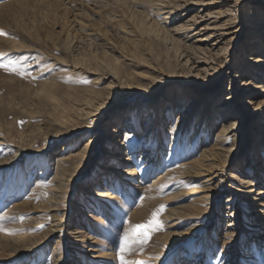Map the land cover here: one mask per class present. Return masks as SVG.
<instances>
[{"label":"rangeland","instance_id":"374dc122","mask_svg":"<svg viewBox=\"0 0 264 264\" xmlns=\"http://www.w3.org/2000/svg\"><path fill=\"white\" fill-rule=\"evenodd\" d=\"M160 1L0 0V63L15 64L24 73L0 68V160L13 155L20 144L31 152V158L17 168L0 171V264H56L59 254L67 258L58 264H121L123 234L129 225L145 223L162 207V228L153 231L142 249L130 241L132 251L124 253L126 260L264 264V212L256 215L244 194L235 191L238 182L229 177L240 169L248 172L251 158L259 156L264 165V113L253 119L250 110L240 106L247 99L245 91L234 93L229 107L230 113L238 114L239 126L236 141L227 143L234 147L232 151L221 165L214 162L211 172L192 179L184 173L189 160L199 157L205 146L216 144L225 119L216 108L225 106L233 83L240 88L243 80L255 76L251 81L264 84V63L257 67L251 61L258 56L264 59V45L260 51L258 44H252L264 39L252 24L264 22V15L256 12L263 9V0L246 1L232 21L239 33L227 37L226 50L210 56L213 69L199 72L193 68L204 55L177 30L197 6L183 19L172 21L166 12L182 0H167L164 6ZM237 73L241 77L236 81ZM250 92L256 100L264 98L255 87ZM95 110L104 115L98 127L90 117ZM185 111L189 114L180 118ZM205 114L212 116L211 122L207 118L204 122ZM186 117L189 122L177 123ZM126 118L140 131L151 127L163 135L156 146L162 150L161 164L152 166L142 158V149L151 147L152 141L145 143L136 152H128L136 177L125 178L128 182L112 178L110 185H102L105 170L100 165L119 142L102 130L108 123L123 124ZM91 137L96 140L88 146L89 154L74 160L79 173L66 185L69 198L59 214L65 226L46 238L43 246H32L54 221L46 201L52 194L46 190L56 185V168L50 162L62 151L66 155L79 152ZM121 138L125 140L124 133ZM167 170L173 173L159 178ZM210 174L217 188L207 202L201 199L206 190L202 186ZM262 181L256 189H264ZM85 182L111 195L90 200L88 193L80 192ZM178 192L181 195L172 198ZM27 200L34 207L42 206L16 208ZM79 201L84 207L77 211L72 206ZM191 203L198 211L188 209L186 214L197 213L193 218L176 222L169 218L170 210ZM85 212L103 221L93 224ZM229 222L236 224L231 231L227 230ZM258 223L260 227L253 226ZM79 229L91 240L77 241ZM92 240L95 246L90 245ZM89 247L98 249L93 252L95 258L87 254Z\"/></svg>","mask_w":264,"mask_h":264},{"label":"bare ground","instance_id":"6f19581e","mask_svg":"<svg viewBox=\"0 0 264 264\" xmlns=\"http://www.w3.org/2000/svg\"><path fill=\"white\" fill-rule=\"evenodd\" d=\"M166 1L167 0H161L159 4L164 6ZM246 1L247 0H182L181 2L177 3L175 6H172L171 8L167 10L166 18L172 21H177V20H181L184 17H186L188 13L191 11V9L193 8V6H197L195 13L191 17H187L186 19H184V23L179 25L177 28V30L180 31V35L185 40H191L190 42H194L193 48L196 50H199L201 54L204 55L201 57L202 59L197 60L199 66L197 65V67L193 68V70L199 72L201 70H204V68L213 69L214 62L213 60H210L211 59L210 56H213V55L217 56L220 54L221 51L223 52V50H226L228 46L227 37L239 31L237 29H234L235 26L232 25L233 23L232 21L237 19L235 15H238V12L241 11ZM216 5H220L221 8H216ZM261 7L263 9H257L256 12L259 15H264V0L262 2V5H260V8ZM252 24L254 26V30H255L254 32H256L258 36H259V33L264 35V22H259L256 20L252 22ZM263 40L260 37L258 41H253L252 44H258L257 47L261 51L262 46L264 45ZM251 61L256 63L257 67L260 64L264 63L263 57H259V56L251 58ZM244 73L247 74V70ZM254 75H258V74H254ZM240 77H241V74L237 73L235 77L236 81ZM252 79H255V76L249 80H243L240 84L241 85L240 88L239 86L237 88V85L233 83V86L230 88V90L233 93L231 92L230 95L227 96L226 98L227 100L223 104L225 106L216 108V111H219L218 115L220 116L223 115V117L225 118L223 124L221 125L220 131L217 135L216 144L211 145V146H205L202 154H200L199 157L194 156L191 160H189L186 163L187 167L185 168V172H184L185 177L187 175L188 177H190V179H192V178H196L202 175L206 171L211 172V170L215 168L213 167L214 162H217L218 164L221 165V163H223L222 159L226 155H228V153L231 152L232 149L234 148V147H227V143L233 140L236 141V138L239 134V131H238L239 126L237 122L238 114L236 112L230 113L229 111L231 102L234 101L233 100L234 93H236L239 90L245 91L244 93L247 94V97H246L247 99H245L242 102H239V104L241 107L243 106V109L250 110V115L252 116L253 119H256L259 112L260 114L264 113V98H262L263 96H260L261 97L260 100H256L254 98L255 97L254 94L250 92L251 87H255L256 89H259L260 95L264 94V84L257 85L255 82L251 81ZM262 79H264V75ZM212 109L215 110L214 107ZM226 113H228L227 117H225ZM188 114L189 112L185 111V112H182L179 117L181 118L182 116H185ZM92 116H93L92 122L95 123L96 127L100 126L103 123L104 115L98 112V110H95L94 112L91 111L90 117ZM206 118H207V115L203 119L204 122L205 121L207 122ZM227 118H232V119H227ZM207 119H209L208 121L211 122L212 116ZM213 120L214 121L216 120L215 115H214ZM263 120H264V117H263ZM187 122H189V120L186 117L181 122H177V123L182 125ZM204 122L203 121L200 122L198 126L199 129L203 128ZM153 124H155V127L158 126V123H156L155 121L152 123V125ZM212 125H213L212 123H210L209 125L208 124L206 125L208 127V131L211 130ZM138 128H140L138 125H133L131 123V119H127L123 124L119 123L117 125L116 123V125H111L110 123H108L105 125L102 131L104 133L106 132L107 134L112 135L113 138L117 139L119 142L117 143L114 150L108 153V157L104 159V162L106 163L107 161L108 162L113 161V163L116 162V163H119V165L109 164L107 166L105 163H103V165L102 164L100 165L99 163L101 168L105 170V173H103L104 179L102 180V185H106V184L110 185L113 182L112 178H115V179L120 178L124 182L126 181L128 182V180H125V178L136 177L138 175L137 169H133L130 167L132 165L130 161L131 155L128 152H132V151L136 152L138 147L140 148L144 146L145 143H149L152 141L151 147L142 149V158H145V160L147 161V164H151L152 166L161 164L162 159L160 157V153L162 150H158L159 146L158 147L156 146L160 144V139L163 135L159 133V131L154 132V130H152L151 127L150 128L146 127L144 129V132L143 130L142 131L138 130ZM121 133L125 134V140L122 138L119 139L121 137ZM172 138L175 139L176 137H174L173 135ZM95 140H96V137L94 138L91 137L89 139V142H87L86 145H84L83 148H81L79 152L66 155L62 151L60 154L55 155L54 159L50 162L56 168V171H55L56 175L53 176L56 185L54 184L55 187H52L51 189L46 190L47 193L49 191H51L52 193L51 199L50 200L48 199L46 201H49L51 204V205L49 204L50 208L47 212H51V211L54 212L52 214V216L54 217L53 219L54 221H53V224L50 226L49 230H47L45 236L37 238L34 241V245L32 246H36V247L43 246L45 244L46 238H51L57 235L59 232L62 231V228L65 226L64 217L60 218L59 214H60V210L63 209L62 204L67 203L66 199L69 198V195H65L66 185H69L70 180L73 177H75L76 174L79 173V168H80V167L75 166L73 162L76 158L85 159V157H87V154H89L88 146L91 145L92 143L94 144ZM173 146L174 145L172 144L170 147V152H172V150L174 149ZM253 146L254 147L252 148H256V145H253ZM65 149L66 148L64 147V150ZM30 154H31L30 149L26 145L20 144L16 146V152L13 155L7 157L4 160H0V171L4 172L8 169L17 168L21 163L28 161V159L31 158ZM256 160L251 158V161L248 163V172H246L243 169H240L239 172L237 171L231 172L229 174V177L232 179L234 178V180L238 182V186L234 188L235 191H237L238 193L244 194L245 201L248 202L249 206H251L252 209L253 208L255 209L256 212L254 213L256 215H260V214H263L264 212L263 211L264 210V189L263 188L256 189V187L258 185H263L262 180L264 179H262V177H264V165L262 164L261 158H259V156L258 158H256ZM255 161L258 163V165L261 164L260 168L255 163H253ZM31 163H33V165L37 164V162H31ZM254 170H256V172ZM172 173H173L172 170H167L165 173L160 175L159 178L168 177L169 174H172ZM252 175H256L258 178H253ZM214 177L215 176L210 174L208 178L205 180V184H203L202 186L203 187L202 189H206V190H205V195L202 196L201 199H204L207 202H210L212 200L213 193L216 191V188H217V186L216 187L213 186ZM91 185L92 184L85 182V184L81 185V188H80L81 194L83 195L84 193L85 195L86 193H88V196H90L89 197L90 200L92 199L102 200L103 198L109 197L111 195L110 192H105V191L102 192L99 189L91 188L92 187ZM99 186L101 187V185ZM178 195H181L180 192L176 193L172 198L174 197L176 198L178 197ZM79 202H75L76 206H72L73 208L78 207L77 211H80L81 208L84 207L81 201ZM41 206L42 204L40 206L34 207L32 205V202L31 201L29 202L27 200V202L17 205V207L16 206L15 207L16 208L38 209ZM188 209H192L193 211H196V212L198 211L196 206H192V203H191V204L180 205V206L175 207L174 209L170 210L171 213L168 216L174 221L175 220L183 221L188 218H193L195 214L197 213H192L191 215L186 214ZM85 214L89 215L88 219H90L93 224H95V222L103 221L102 218H99L92 214H89L86 212ZM258 219L259 217H256L255 221H257ZM258 224H259L258 226L256 224L253 226L260 227V223ZM234 226H236L234 222H229L228 224L229 229L227 230L233 229ZM76 233H78V237H79L77 238V241H87L90 239L86 235V231L83 229H79V231H77ZM227 233H228L227 234L228 236L230 232L228 231ZM171 234L175 235L177 234V232H172ZM261 238H264V234L261 235ZM90 245L95 246L96 240L95 241L92 240ZM57 247L58 245L56 246V248ZM30 248H27V250H30ZM89 250L90 251L87 254L90 256L93 255L92 258L93 257L95 258L96 256L94 255L95 253L93 252L97 251L98 249L96 247L94 248L89 247ZM66 258H67L66 254H59L57 255L55 263L58 264L61 261H66Z\"/></svg>","mask_w":264,"mask_h":264},{"label":"snow or ice","instance_id":"6c2138e0","mask_svg":"<svg viewBox=\"0 0 264 264\" xmlns=\"http://www.w3.org/2000/svg\"><path fill=\"white\" fill-rule=\"evenodd\" d=\"M0 68L8 72H15L21 76L24 75L15 64H4L0 63ZM23 123V121H21ZM163 207L155 212L145 223L137 225H129V229L123 234L124 243L121 245V264H144L143 261H128L125 259L124 253L131 252L132 248L130 247V241L138 244L142 249L144 244L148 242L153 231L160 230L162 228V221L160 220V214L163 211Z\"/></svg>","mask_w":264,"mask_h":264}]
</instances>
